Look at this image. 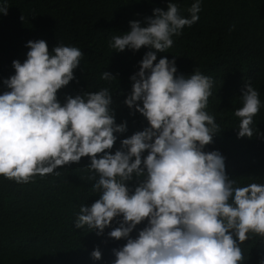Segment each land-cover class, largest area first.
Masks as SVG:
<instances>
[{"label": "clouds", "instance_id": "obj_1", "mask_svg": "<svg viewBox=\"0 0 264 264\" xmlns=\"http://www.w3.org/2000/svg\"><path fill=\"white\" fill-rule=\"evenodd\" d=\"M7 11L0 5V12ZM200 11L201 0H195L190 18L182 17L170 0L167 10L153 9L147 26L133 20L129 31L111 37L109 47L117 52L150 49L131 76L132 91L124 101L149 127L123 139L115 153V133L126 132L127 122L116 123L109 88L58 100V90L76 78L84 55L78 47L60 43L50 51L45 40H30L27 59L14 60L15 74L4 80L9 90L0 94V176L28 183L90 157L87 179L100 198L81 205L75 226L102 235L122 216L108 233L127 238L113 249V264H241L239 244L250 233L264 237V185L237 186L225 157L204 151L221 131L206 111L213 79L198 70L177 76L175 58L156 62L158 52L173 46V36L199 20ZM101 78L115 76L105 71ZM241 95L242 106L234 112L238 138H251L260 94L247 82ZM134 175L144 179L132 192L126 182ZM145 219L147 226L132 238ZM91 256L99 260L102 253L97 248Z\"/></svg>", "mask_w": 264, "mask_h": 264}, {"label": "trees", "instance_id": "obj_2", "mask_svg": "<svg viewBox=\"0 0 264 264\" xmlns=\"http://www.w3.org/2000/svg\"><path fill=\"white\" fill-rule=\"evenodd\" d=\"M170 0H0L7 5L0 12V94L8 91L4 80L15 74L14 60L27 59L30 40L43 39L51 51L57 44L76 46L84 53L75 69V79L58 90L61 103L71 95L109 88L111 108L116 123L127 122V131L115 133L111 150L121 148V141L149 127L147 119L125 99L132 91L131 76L139 71L143 56L150 49H126L117 52L109 47L114 35L130 30V21L146 18L154 8L167 10ZM179 14L190 18L188 9L195 0H171ZM199 20L185 26L167 53L158 52L157 61L175 58L179 76L194 71L214 81L206 111L215 117L221 131L204 151L218 150L225 157L226 172L237 186L264 185V0H201ZM108 71L115 79L104 80ZM259 92L261 108L254 117V135L238 138L240 119L234 115L242 106L241 94L246 83ZM142 105V102H140ZM147 150L143 156H147ZM90 157L79 163L58 168L44 176L36 175L28 183L0 176V264H113V249L122 248L127 238L116 240L108 233L118 227L116 217L102 235L95 230L77 228L75 219L81 205H91L100 198L93 191L94 181L87 177ZM134 175L127 181L130 191L143 181ZM148 220L130 234L136 238ZM241 264H264V237L249 234L239 244ZM99 248V260L91 256Z\"/></svg>", "mask_w": 264, "mask_h": 264}]
</instances>
